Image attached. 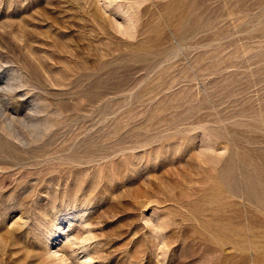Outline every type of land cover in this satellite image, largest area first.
Listing matches in <instances>:
<instances>
[{
	"label": "rangeland",
	"instance_id": "rangeland-1",
	"mask_svg": "<svg viewBox=\"0 0 264 264\" xmlns=\"http://www.w3.org/2000/svg\"><path fill=\"white\" fill-rule=\"evenodd\" d=\"M0 264H264V0H0Z\"/></svg>",
	"mask_w": 264,
	"mask_h": 264
}]
</instances>
